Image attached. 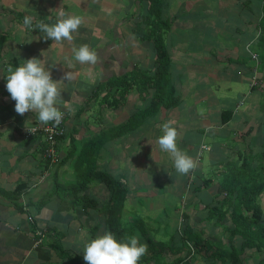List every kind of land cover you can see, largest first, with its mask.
Here are the masks:
<instances>
[{"label":"crops","instance_id":"0c3cea01","mask_svg":"<svg viewBox=\"0 0 264 264\" xmlns=\"http://www.w3.org/2000/svg\"><path fill=\"white\" fill-rule=\"evenodd\" d=\"M261 5L262 0H163L161 14L171 24L164 35L169 71L180 102L161 107L97 148V171L126 193L120 215L115 213L112 221L107 213L112 192L98 172L91 170L93 180L76 194L95 202L75 201L69 189L91 164L84 153L88 142L126 121L148 99L141 101L132 88L119 107L100 108L92 101L89 109H79L102 81L135 67L154 70L153 44L134 32L137 13L147 11L146 0H0V264H86L84 243L105 231L118 236L116 221L122 235L135 221V236L143 244L151 237L168 243L174 239V247H180L182 213L193 233L226 237L220 227L212 231L204 204L214 200L226 162L238 164L264 149L262 87L253 84L249 56L256 51ZM61 10L82 17L83 23L72 33V42L57 44L45 40L36 24H54ZM25 16L33 18L31 28L24 27ZM83 44L97 52L95 65L74 60L73 45ZM32 57L45 60L54 81L68 71L74 74L59 85L65 132L51 164L44 160L42 135H23L26 128L42 124L36 113L17 114L6 89L7 68ZM169 120L178 130V147L197 164L186 175L175 170L170 154L156 142ZM39 231L42 241L34 247ZM184 254L138 264H177L174 259ZM251 259L248 264H255L256 257ZM189 264L211 262L198 254Z\"/></svg>","mask_w":264,"mask_h":264},{"label":"trees","instance_id":"16d2710c","mask_svg":"<svg viewBox=\"0 0 264 264\" xmlns=\"http://www.w3.org/2000/svg\"><path fill=\"white\" fill-rule=\"evenodd\" d=\"M146 2L147 11L145 14L137 13L138 20L135 22L134 32L141 40H147L153 44L154 70L135 67L132 71L102 81L79 109V111L89 109V102L92 101H97L100 108L119 107L125 102V98L132 88L138 91L141 101L148 99L145 101V106L131 114L126 121L115 125L113 129L98 132L96 137L88 142L84 153L91 159V164H86L85 173L81 175V178L75 184L69 185V193L74 195L75 201H80L82 198V201L95 202L85 194H82L81 197H76V194L83 192L89 182L93 180L92 174L98 172V176L102 175L112 192L110 203L107 205L109 217L115 216V213L120 215L126 193L123 186L109 184L112 181L108 178V182L106 176L97 171L95 162L97 148L106 140L136 128L142 121L155 115L161 107H174L180 102L169 71L170 55L165 45L164 35L170 29L171 24L162 17L163 0H146ZM261 10L258 23L260 33L254 49L259 59L257 69L260 74L257 75L264 83V0H262ZM262 96V109L264 110V86L262 87ZM37 134L41 135L42 131L38 130ZM23 135L25 136L24 133ZM62 136L56 135L55 138L58 140ZM44 160L50 164L53 163L49 157H44ZM226 164H228L225 165L227 172L220 180L214 200L204 204V207L207 209L206 219L212 222V231L215 232L220 227L224 232H227V236L203 238L201 233H193L192 227L186 222L187 216L182 213L184 217L179 237L181 246L174 247V239H170L171 243H168L145 237L147 252L139 262H157L171 254L175 255L180 251H185L183 257L179 255L174 259V263L189 264L193 257L199 254L205 260H209L211 264H215L216 260L221 263L229 260L234 264H248L249 261H252V256L256 257L255 264H264V206L260 202V196L264 194V149L256 155L248 154L238 164L234 162H226ZM91 170L93 173L89 175ZM84 177L86 180L82 182ZM55 186L65 188L59 184H55ZM110 210H112L111 213ZM134 222L128 224L127 232L122 235L120 222L116 221L117 226L113 230L119 233L116 236L118 241L125 239L126 236H135L134 227L136 225ZM167 246L173 248L167 250ZM247 250H250L252 254L246 257L245 251Z\"/></svg>","mask_w":264,"mask_h":264},{"label":"clouds","instance_id":"9594fccd","mask_svg":"<svg viewBox=\"0 0 264 264\" xmlns=\"http://www.w3.org/2000/svg\"><path fill=\"white\" fill-rule=\"evenodd\" d=\"M32 23V17H24L25 28H31ZM82 23V17L61 10L54 24L38 22L36 29L45 34V40L51 39L58 44L64 40L72 42L74 39L72 33L76 32ZM72 53L74 60L80 64L95 65L99 59L97 52L90 49L87 44L79 47L73 45ZM23 61L24 63L15 68L9 66L5 76L6 89L15 101L16 113L24 115L31 111L36 113L40 123L47 125L53 122L59 125L64 115L59 108L63 102L59 85L72 80L74 74L68 71L59 81H54L44 59L32 57ZM28 130L33 134L37 131L36 128ZM161 132L162 135L156 142L161 151L170 154L175 170L182 175L194 170L197 166L196 161L177 145L179 134L174 122L171 120L164 122L161 125ZM146 252L147 245L141 243L138 236H129L118 241L111 231H105L83 245V259L86 264H138Z\"/></svg>","mask_w":264,"mask_h":264},{"label":"built area","instance_id":"2783aa9c","mask_svg":"<svg viewBox=\"0 0 264 264\" xmlns=\"http://www.w3.org/2000/svg\"><path fill=\"white\" fill-rule=\"evenodd\" d=\"M250 56L252 59L255 60V66L253 68L254 70V76L252 77V81L253 84H257V86L259 87H263L264 83L262 82L261 79L258 78V65H259V59H258V55L255 51H249ZM64 115L62 118V121L59 125H55L53 122H50L49 124L45 125H35L33 127H29V129L31 128H36L37 131L41 130L42 131V149H43V155L44 157H49L51 162H55L57 159V152H56V143H57V139L55 138L56 135H63L65 132V128L63 125V120H64ZM37 131L35 133H37ZM25 136H30L33 135V133H31L28 128H26L24 131ZM34 133V134H35ZM204 147V146H203ZM43 177V176H42ZM35 239L33 242V246H37L39 243H41L42 241V233L39 231L37 233H35Z\"/></svg>","mask_w":264,"mask_h":264},{"label":"rangeland","instance_id":"374dc122","mask_svg":"<svg viewBox=\"0 0 264 264\" xmlns=\"http://www.w3.org/2000/svg\"><path fill=\"white\" fill-rule=\"evenodd\" d=\"M250 56V55H249ZM250 60L252 61V68H254V66H255V60L254 59H252L251 58V56H250ZM254 71V70H253ZM255 74V73H254ZM254 74H253V76H254ZM60 191H62V190H60ZM261 198H260V202L262 203V205L264 206V194H262L261 196H260ZM182 206L184 207L185 206V203L184 204H182ZM186 207V206H185ZM181 222H183V220L181 221Z\"/></svg>","mask_w":264,"mask_h":264}]
</instances>
